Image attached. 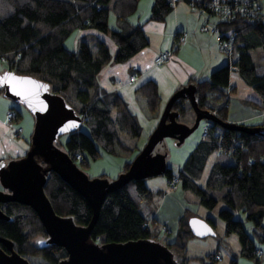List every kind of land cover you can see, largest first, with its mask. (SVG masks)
<instances>
[{
	"label": "trees",
	"instance_id": "obj_1",
	"mask_svg": "<svg viewBox=\"0 0 264 264\" xmlns=\"http://www.w3.org/2000/svg\"><path fill=\"white\" fill-rule=\"evenodd\" d=\"M138 1L0 0V59L7 63L8 70L18 75L33 76L48 82L51 91L63 96L81 117L84 127L64 135L65 142L59 138L57 143L79 168L88 166L87 156L95 159L102 153L116 154L118 147L127 149L119 140L120 134L128 138L140 136L138 120L131 114L124 99L115 91L100 89L96 79L109 62L123 63L148 45L141 25H136L129 32L108 27L110 12L118 22L126 20L136 12ZM184 1L193 3L195 8L198 7L196 10H203L211 16L206 5L208 0ZM173 4V0H153L149 18L163 21ZM215 24L221 38L229 39L232 43V53L225 52L229 62L213 70L207 78H190L184 85H195L199 108L209 110L220 120L227 121L229 93L236 91L234 86H230V74L236 73L256 93L260 100L256 104L264 117V72L257 73L250 54V50L260 48L264 63V19L261 8L256 9L253 17L238 14L230 20H217ZM78 30H94L107 35L116 46L114 55L111 56L102 39L89 35L86 38L96 45L95 52L91 51L85 38L78 40L74 50H68L65 41ZM136 93L145 100L151 114L158 112L159 95L154 81H146L136 89ZM0 94L3 95L1 87ZM185 103L184 99L179 98L173 102L171 109L181 116ZM11 110L14 111V121H18L20 111L13 107ZM206 123H209L206 134L189 153L181 168L176 173L167 168L164 176L168 181L177 176L180 186L193 192L199 204L207 209H213L218 203L212 193L227 187L220 197L226 207L219 211V217L225 224V235L236 234L241 255L254 258L257 249L255 241L242 222L235 218V212L245 213L253 227L262 233L261 239L264 241V136L224 129L208 121ZM216 152L226 153L230 159L225 164L216 160L211 162L202 186L199 181L209 157ZM78 154L79 159L76 158ZM129 164V161L124 162L122 171L127 170ZM44 192L56 214L71 217L75 224L81 226L91 220L92 210L86 200L54 172L49 173ZM151 199L152 193L144 180L130 181L121 189L109 193L91 231L92 240L105 244L152 239L166 245L178 264H191L192 258L187 257L186 253L188 241L195 237L188 225V220L194 214L185 208L177 220L173 239L163 236V240H159L158 236L162 233H170L166 223L155 218L148 219L140 211L141 203H149ZM0 209L10 218L0 219V237L12 242L14 251L28 260V256L41 257L43 262L37 264H57L67 257L65 249L60 246L41 248L36 244L38 240L46 238V233L29 206L8 202L0 204ZM206 220L215 227L210 218ZM156 224L161 225V229L153 228ZM0 247L6 250L2 244ZM217 251L208 254L206 260H194L199 264H215L214 254ZM231 264H236V260L232 259Z\"/></svg>",
	"mask_w": 264,
	"mask_h": 264
},
{
	"label": "water",
	"instance_id": "obj_2",
	"mask_svg": "<svg viewBox=\"0 0 264 264\" xmlns=\"http://www.w3.org/2000/svg\"><path fill=\"white\" fill-rule=\"evenodd\" d=\"M3 97L24 106L33 116L34 124L29 147L18 158L0 162V204L17 202L29 206L38 216L46 238L38 240L41 247L49 245L65 249L67 257L57 264H178L173 253L163 243L152 240H130L99 244L92 240L91 231L98 219L107 195L121 189L130 181L162 176L168 168L166 153L155 152L165 138L180 145L202 120L224 129L252 135L264 133V125H244L222 121L209 110L198 107L193 83L177 89L166 102L159 120L147 142L130 161L129 167L113 180L89 178L69 155L57 146L61 136L81 128L83 121L63 96L52 92L48 82L33 76L18 75L11 70L0 74ZM188 101L194 111L192 124L179 121L180 113L171 109L175 100ZM57 174L68 186L80 194L92 210L87 225L75 224L71 217L55 213L44 192L49 173ZM0 219L10 220L0 209ZM191 233L198 238L215 236V230L203 218L188 220ZM0 264H32L14 251L9 240L0 237Z\"/></svg>",
	"mask_w": 264,
	"mask_h": 264
},
{
	"label": "crops",
	"instance_id": "obj_3",
	"mask_svg": "<svg viewBox=\"0 0 264 264\" xmlns=\"http://www.w3.org/2000/svg\"><path fill=\"white\" fill-rule=\"evenodd\" d=\"M152 3L153 0H139L136 12L128 16L126 20L120 22L116 20L113 13H109L108 27L110 29L129 32L136 25H141L146 35L148 45L123 63L109 62L101 69L96 78L99 88L106 92H117L127 103L131 114L138 120L141 127L138 140L142 138L138 146V152L147 142L149 135L155 128L160 114L171 95L186 84L190 78L196 80L207 78L213 70L228 63L230 60L228 55L226 56L224 54L225 52L220 49L214 33L200 31V27L204 23L207 24L208 27L213 26L217 21L216 18L209 16L207 13L192 9L187 1L179 0L173 4L172 9L163 21H155L149 18ZM181 33H187L186 41L181 45L174 44L176 36ZM72 35L71 39L69 38L70 35L65 41V47L68 50H74L78 40L82 38L87 39L86 37L89 35L102 39L108 46L111 56H113L116 51V46L110 38L97 31L78 30L72 33ZM88 42L91 51L95 52L97 49L96 45L90 40H88ZM164 50H171L173 52L172 58L161 66L155 65L153 63L154 56ZM261 69L262 71L259 74L264 72V66H262ZM132 74L135 75V80L130 82L128 77ZM149 80L156 83L159 95L158 112L154 114L146 110L145 100L136 93V89ZM237 80H240V78L236 73L232 72L230 74V86H234L236 91L238 87ZM240 82L244 84L241 80ZM251 91L250 93L252 95H256L252 89ZM2 98L5 97L0 94V100H2ZM187 103L189 102L186 101L185 109ZM7 106L8 104L5 109L0 102V162H6L10 159L23 156L29 147L28 140L30 136L28 137L26 135V126L20 123V119L18 121H13L12 125L7 123L6 114L11 110V107L7 108ZM145 111L146 115L144 114ZM139 117L143 123L140 121ZM193 121L194 118L192 120L190 118V120H185V123L192 124ZM227 121L244 125H258L264 123V117L260 110H257L251 103L247 102V100H243L232 92L229 93ZM12 126H21L23 129L22 133L14 137ZM202 132L204 134V127ZM200 134L201 132H198V134L194 135L192 141L197 140ZM203 134L201 135V139ZM128 147L127 149L130 152L134 149H129ZM180 168L181 167H179V169ZM204 172L205 178L202 182L203 186L208 175V169H205ZM145 184L152 193V199L149 202V204H152L156 197H160L154 195L162 194V190H165L167 186V181L163 178H158L156 180L146 181ZM169 196V193L166 194L154 210L144 208L142 210L140 209V211L143 216L148 219L155 218L160 222L166 223L167 228L171 231L169 224H174L173 226H175L176 230L177 220L182 215V211L186 208L188 203L182 205V207L181 204H178L176 211H174V208L170 209L169 207H163ZM206 218L210 217H203V219ZM153 228L161 229V225L156 224ZM217 250L221 253L219 249Z\"/></svg>",
	"mask_w": 264,
	"mask_h": 264
},
{
	"label": "rangeland",
	"instance_id": "obj_4",
	"mask_svg": "<svg viewBox=\"0 0 264 264\" xmlns=\"http://www.w3.org/2000/svg\"><path fill=\"white\" fill-rule=\"evenodd\" d=\"M261 3V12H263V19H264V0H260ZM73 35H71L69 38L71 39ZM68 43V41H67ZM226 56L227 54L224 53ZM250 54L253 57V60L257 67V73L259 74L262 69L261 67L264 66L263 63V55L260 48L250 50ZM7 63L0 59V74L3 73V71L7 70ZM237 91L234 93L236 96L242 98L243 100H247V102L251 103L257 110H259V107H257L256 102H259V98L254 94L252 95L250 92L251 89L242 84L240 80H237ZM234 95V94H233ZM232 95V96H233ZM2 103V106L6 109V105L8 104L7 108L13 107L20 111L21 117H20V123H22L23 126H26V135L29 137L34 124L33 116L30 114V112L21 104L16 103L14 101H11L10 99L2 98L0 100ZM185 111L181 114L179 121L182 123H185V120H191L195 118V114L193 109L190 107V104L187 103ZM11 109V108H10ZM147 110V109H146ZM148 113V111H147ZM146 115V111L144 112ZM140 121L142 122L141 118L139 117ZM205 120H202L199 124V127L189 136L187 137L184 142L180 145H175V142L171 138H165L162 142H160L156 148L155 152H162L166 153V164L168 168L172 170L173 173H176L181 167L189 155V153L194 149V147L197 145V143L201 140V135L203 134L202 130L205 124ZM143 123V122H142ZM82 127L84 125L82 124ZM85 129V128H84ZM198 132H201L199 138L197 140H193L194 135L198 134ZM145 135V134H143ZM142 139V138H141ZM141 139L138 140V138H128L124 134L119 135V140L122 144L125 146H129L128 148H134L131 152L128 149H124L122 147H118L116 154H108V153H102L99 157H96L95 159H90L87 155L88 159V166L80 168L82 171H84L89 178H97V177H104L108 180L115 179L123 170L124 162L131 161L135 155L138 153V146L141 143ZM66 136H61L60 141L65 142ZM141 140V141H140ZM136 147V148H135ZM230 159V156L226 153H213L208 160V163L206 165L209 166V164L213 161H219L223 164L227 163ZM208 169V167L206 168ZM164 179L167 181V186L165 190H162V196L155 194L154 196H160L156 197L152 204L149 203H142L140 206V209L149 208L151 210H154L158 205L160 200L169 193V197L164 203L163 207H169L174 208V211H176V208L178 204L185 205L188 203L186 208H189L194 216L205 218L210 217L213 222L215 223V236H209L206 238H198L193 237L188 241L187 244V257L192 258L191 264H199L197 260H194V258H204L206 260V257L208 254L214 253L217 249L221 251L222 254V261L216 262L215 264H231V260L235 259L236 264H264V241L261 239L262 233L255 229L252 225V222L249 221L246 218L245 213L241 211L235 212V218L240 220L244 226V229L250 234V236L255 241L256 248H260L263 250V255L260 258L254 257V258H247L241 255V245L238 239V236L234 233L230 235H225V224L223 220L219 217V211L226 207V205L223 203V201L220 199V197L226 192L227 187H224L220 190H215L212 194L217 198L218 203L213 209H207L199 204L198 197L189 190H184L180 184H177L175 188H170L168 185V179L162 175V176H156L147 178L144 181L149 180H156V179ZM205 178V172L202 174V178L199 181L200 185L203 186V179ZM164 192V193H163ZM185 209V208H184ZM184 211V210H183ZM182 211V213H183ZM174 224L170 225V233L168 235H165L162 233L160 236H158L159 240H163L162 237H167L169 240H172L174 237L175 232V226ZM157 238V239H158ZM29 260L33 264L41 263L43 260L41 257H33L28 256Z\"/></svg>",
	"mask_w": 264,
	"mask_h": 264
},
{
	"label": "built area",
	"instance_id": "obj_5",
	"mask_svg": "<svg viewBox=\"0 0 264 264\" xmlns=\"http://www.w3.org/2000/svg\"><path fill=\"white\" fill-rule=\"evenodd\" d=\"M174 3L179 0H173ZM192 9H197L193 6V3H190ZM207 10L211 13V17L216 18V20H230L233 19L238 14H243L248 17H253L256 15V9L260 7V0H208L207 1ZM203 13H206L202 10ZM208 14V13H207ZM210 16V15H209ZM202 32H211L214 33L216 39L219 43V47L222 51L232 53V43L230 40L222 39L219 33L216 24L209 26L204 24L200 27ZM187 39V33H181L176 36L174 44L181 45ZM173 52L171 50H164L163 52L157 54L153 58V63L157 66H161L167 63L172 58ZM128 80L133 82L135 80V75H129ZM6 121L8 124L12 125L14 121V111L9 110L6 114ZM209 123H206L204 126V134L207 132ZM13 136L17 137L22 133L23 129L21 126H12ZM264 136V135H263ZM76 158L79 159V154L76 155ZM179 184V179L177 176L173 177L168 181L170 187H175ZM263 255V251L260 248L255 250V256L260 258ZM214 259L217 262L222 261V255L219 251L214 254Z\"/></svg>",
	"mask_w": 264,
	"mask_h": 264
},
{
	"label": "bare ground",
	"instance_id": "obj_6",
	"mask_svg": "<svg viewBox=\"0 0 264 264\" xmlns=\"http://www.w3.org/2000/svg\"><path fill=\"white\" fill-rule=\"evenodd\" d=\"M202 4V3H201ZM200 6V5H199ZM198 8V7H197ZM205 24V23H204ZM204 24H202V25H204ZM211 33V32H210ZM229 40V39H228ZM206 134V133H205ZM261 135H264V133L263 134H261Z\"/></svg>",
	"mask_w": 264,
	"mask_h": 264
}]
</instances>
